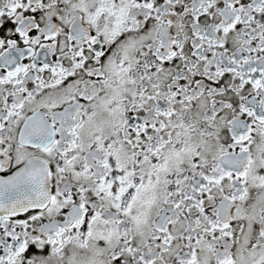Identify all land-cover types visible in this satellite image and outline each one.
I'll use <instances>...</instances> for the list:
<instances>
[{
    "label": "snow or ice",
    "instance_id": "obj_1",
    "mask_svg": "<svg viewBox=\"0 0 264 264\" xmlns=\"http://www.w3.org/2000/svg\"><path fill=\"white\" fill-rule=\"evenodd\" d=\"M0 264H264V0H0Z\"/></svg>",
    "mask_w": 264,
    "mask_h": 264
}]
</instances>
